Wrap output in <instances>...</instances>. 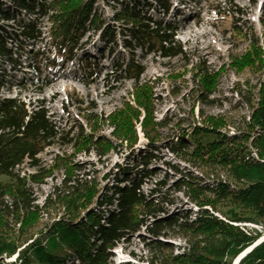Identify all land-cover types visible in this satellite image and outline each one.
I'll list each match as a JSON object with an SVG mask.
<instances>
[{
    "label": "trees",
    "instance_id": "obj_1",
    "mask_svg": "<svg viewBox=\"0 0 264 264\" xmlns=\"http://www.w3.org/2000/svg\"><path fill=\"white\" fill-rule=\"evenodd\" d=\"M12 1L18 4L19 12L49 23V46L60 59L72 60L79 39L89 30L103 33L102 39L111 40L110 44L116 41L114 30H103V22L92 8L93 0ZM156 2L161 4L162 0ZM118 4L116 22L131 26L127 30L132 44L127 42L125 47L162 58L184 55L174 39L176 27L172 23L148 17L140 12L142 5L131 8ZM4 5L0 0V18L16 21L12 16L16 11L9 8L6 12ZM17 24L20 34L0 25V61L7 60L13 68L22 67L13 49L25 53L20 38L37 44L42 41L36 23ZM43 56L38 53L32 58L31 66L37 73ZM133 57L127 66L117 64L112 72L134 82L130 97L106 117L86 112L87 130L76 124L61 131L43 108L29 110L21 99H0V264H115L112 251L142 229L143 241L149 240L148 257L138 263L119 264H233L264 238V78L257 85L246 82L244 89L236 85L235 92L248 112L241 118V127L225 113H201L199 121L192 114L187 119L193 122L190 131L167 137L168 143H163L161 130L171 121L156 120L154 83H141L145 68L134 61L136 55ZM86 63V72L93 74L88 71L93 64ZM230 65L238 73L250 70L264 76V41L260 46L251 40ZM0 71L5 72L1 64ZM194 74L200 100L214 106L216 101L209 96L217 91L222 68L209 71L199 67ZM138 124L148 140L147 152L137 149ZM104 126L112 130L110 137L101 135ZM52 147L62 153L42 166L39 156ZM164 149L199 174L179 163H164L179 178L168 186L165 174L148 194L143 193L144 180L154 177L149 166L161 160L159 152ZM124 152L128 153L126 166L115 167L124 179L109 175L111 187H102L98 173L76 160L79 155L94 154L102 163L108 155ZM25 162L34 171L22 174ZM56 173L61 174L60 182L37 203L33 187L44 185ZM166 187L168 191L162 192ZM170 192L182 193L194 204L195 216L191 211L169 215L167 208L176 204L168 198ZM167 237L178 238L183 245L163 240ZM239 264H264V241Z\"/></svg>",
    "mask_w": 264,
    "mask_h": 264
},
{
    "label": "rangeland",
    "instance_id": "obj_2",
    "mask_svg": "<svg viewBox=\"0 0 264 264\" xmlns=\"http://www.w3.org/2000/svg\"><path fill=\"white\" fill-rule=\"evenodd\" d=\"M118 1L128 4L131 8H138L142 5L140 12L148 17L155 18L156 21L163 20L165 24L172 23L176 27L174 39L182 47L184 55L171 59L162 58L158 54L125 47L127 42L132 44L127 30L131 26L116 22L115 16L120 9ZM1 2L5 4L3 9L7 10L6 12L9 8L16 11L12 13L16 21L7 22L0 18V25L5 26L8 32L15 30L20 34L18 31L20 25L17 23L34 22L42 32V41L37 44V42L20 38L19 41H24L25 53L13 48L14 45L9 47L17 53L16 59L22 62V67L13 68L7 60L0 61L5 71L4 73L0 71V99H21L27 104L29 110L43 108L61 131L71 130L76 124H81L87 130L84 119L86 112L106 117L130 97L134 82L125 79L124 74L120 72L118 74H112V72L117 64L127 66L133 61L134 55H136L134 61L141 62L145 68L140 77L141 83H154V93L158 97L154 113L156 120L171 121L166 128L161 130L163 143H168L166 142L167 137L172 139L188 131L189 125L193 122L187 119H191L192 114L195 120L199 121L201 113L206 115L225 113L236 123L237 127H241L239 124L241 118L246 117L248 112L235 92L236 85L239 84L244 89L246 82L257 85L264 78L263 74L250 70L238 73L230 65L234 57H240L244 53L245 47L251 40H257L260 46L263 45L264 0H162L161 4H164V7L156 0H93L92 8L102 20L103 30H114L116 41L110 44L111 40L102 39L103 33L89 30L79 39L73 50L72 60L58 58L55 50L50 48L48 37L50 25L46 20L41 21L35 15L19 12L18 4L12 0H1ZM114 32L113 36H115ZM0 36H2L1 31ZM38 53L44 55L39 73L31 66L32 58ZM86 62L93 64V69L88 70L93 74L86 72L89 69L84 65ZM199 67L209 71L222 68L223 75L219 80L217 91L209 96V100L216 101L214 106L204 104L197 94L199 85L194 72ZM5 73L7 77L3 75ZM136 129L137 149L147 152L148 140L142 132L141 125L138 124ZM101 131V135L105 137H110L112 132L109 127L105 126ZM229 133L232 135L234 132L231 129ZM63 151H68V149L63 148ZM139 151L135 152L137 159L140 156ZM60 153L62 151L57 148H48L39 156L40 164L45 165L54 155ZM125 153L110 154L102 160V163H99L94 154L79 155L76 160L81 163L85 162L87 168L98 173V181L102 187L107 185L111 187L113 181L109 182L107 178L111 174V179L115 175H120V171L118 172L115 167L117 164L126 166L128 153ZM159 155L161 160L149 166L154 177L144 180L143 193L148 194L150 189L154 188V184L162 180L165 174H168L166 177L168 186H172L179 178V175L167 169L164 163H179L180 166L194 174H199L190 169L187 164L179 162L166 149L160 150ZM27 163L25 162L21 167L22 174L34 171ZM134 165V162L130 163L131 167ZM120 178L124 179V176L120 175ZM60 180L61 174L56 173L53 178L47 179L44 185L34 186L36 202L41 203ZM166 191H168L167 187L162 190V192ZM168 198H173L176 202L175 206L167 208L169 215L191 211L195 216V205L190 203L182 193L170 192ZM143 235H145L144 229L139 234L123 240L112 251L114 255L112 262L115 264L138 263L140 259L145 260L148 257L146 244L149 240L144 242ZM167 238L168 240H163L176 246L183 245L178 238Z\"/></svg>",
    "mask_w": 264,
    "mask_h": 264
},
{
    "label": "water",
    "instance_id": "obj_3",
    "mask_svg": "<svg viewBox=\"0 0 264 264\" xmlns=\"http://www.w3.org/2000/svg\"><path fill=\"white\" fill-rule=\"evenodd\" d=\"M263 241H264V238L262 240H260V242H257L254 246H252L251 248H249L245 252H243L239 257H237L234 260L233 264L240 263L254 248H256Z\"/></svg>",
    "mask_w": 264,
    "mask_h": 264
},
{
    "label": "bare ground",
    "instance_id": "obj_4",
    "mask_svg": "<svg viewBox=\"0 0 264 264\" xmlns=\"http://www.w3.org/2000/svg\"><path fill=\"white\" fill-rule=\"evenodd\" d=\"M260 242V241H259ZM16 257H14V259H15ZM14 259H12V260H14ZM239 264V263H238Z\"/></svg>",
    "mask_w": 264,
    "mask_h": 264
}]
</instances>
